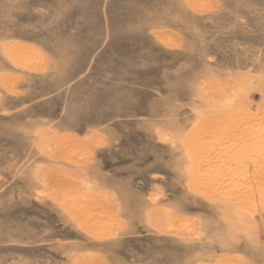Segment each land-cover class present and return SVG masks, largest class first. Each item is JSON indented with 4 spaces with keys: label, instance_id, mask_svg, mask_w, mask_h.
<instances>
[{
    "label": "rangeland",
    "instance_id": "rangeland-1",
    "mask_svg": "<svg viewBox=\"0 0 264 264\" xmlns=\"http://www.w3.org/2000/svg\"><path fill=\"white\" fill-rule=\"evenodd\" d=\"M0 264H264V0H0Z\"/></svg>",
    "mask_w": 264,
    "mask_h": 264
},
{
    "label": "bare ground",
    "instance_id": "bare-ground-1",
    "mask_svg": "<svg viewBox=\"0 0 264 264\" xmlns=\"http://www.w3.org/2000/svg\"><path fill=\"white\" fill-rule=\"evenodd\" d=\"M242 203V202H241Z\"/></svg>",
    "mask_w": 264,
    "mask_h": 264
}]
</instances>
